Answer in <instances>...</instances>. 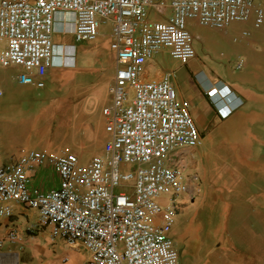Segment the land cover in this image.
Listing matches in <instances>:
<instances>
[{
  "label": "built area",
  "instance_id": "built-area-1",
  "mask_svg": "<svg viewBox=\"0 0 264 264\" xmlns=\"http://www.w3.org/2000/svg\"><path fill=\"white\" fill-rule=\"evenodd\" d=\"M59 13L72 15L65 28L76 42L96 40L101 27L111 24L116 66L112 101L103 109L110 138L103 153L86 163L67 148L47 152L19 146L6 160L0 154V215H11L14 203L37 209L52 241L80 242L90 252L82 264H179L172 235L176 202L183 194L194 195L196 183L192 190L184 171L167 159L177 148L197 147L203 140L189 103L178 98L174 72L159 80L141 74L164 49L182 64L197 57L190 20L218 29L248 20L264 27V0H0V68L19 67L20 83L45 87V76L56 66ZM219 93L229 95L226 87L208 91ZM232 110L221 113L228 117ZM41 166L59 174L57 187L31 188L30 174ZM123 181L131 184L120 189ZM8 239L16 242V230Z\"/></svg>",
  "mask_w": 264,
  "mask_h": 264
},
{
  "label": "rangeland",
  "instance_id": "rangeland-1",
  "mask_svg": "<svg viewBox=\"0 0 264 264\" xmlns=\"http://www.w3.org/2000/svg\"><path fill=\"white\" fill-rule=\"evenodd\" d=\"M188 27L193 34V44L199 61L207 65L213 61L224 69H231L241 59L244 61L246 54L256 53V49L248 46L250 41L264 44V27H255L253 20L234 21L226 29L202 26L196 20H190ZM110 30V24H104L96 40L75 43L77 51H74L73 59L69 58L70 64L64 63L50 78L46 77L44 88L32 89L30 85L16 83L21 99L15 104L16 108H7L0 115L2 149L15 150L22 146L26 149L53 152L67 148L78 154L84 163L103 150L109 133L102 110L110 104L115 74V51L110 46ZM244 32L247 34L244 35ZM55 38L54 41H57L58 38ZM59 40H62L61 37ZM156 56L162 62L166 60L168 65L172 64V57L168 52L161 51ZM10 71L18 74L20 69L12 68ZM84 110H88L90 114L94 110L92 121L95 135L86 154L75 149L71 140L77 131L76 120L82 118L84 122ZM60 130L62 134L59 135ZM206 144L201 146V154L208 151L205 149L207 146L210 149L214 146L210 141ZM206 154L197 179V186L203 193L198 198L195 197L197 200L189 208L184 207L179 219L176 216L172 231L181 251L179 264H231L234 260H259L264 264V221L261 220L260 223L261 233L245 235L242 232L246 208L240 209L238 205L237 214L233 219L230 218L224 167L217 174V165L228 164L227 158L216 156L211 150ZM122 169L128 170L130 167L124 165ZM130 184L131 181H123L121 187ZM257 237L260 244L255 242ZM41 240L40 245L48 246L53 258L60 260L63 255H70L66 264L78 262L83 257V254L74 250L67 251L65 243L60 239L50 244L46 233ZM255 244L259 250L253 248ZM18 250V253L32 258L38 245L23 244ZM41 257L45 259L42 254Z\"/></svg>",
  "mask_w": 264,
  "mask_h": 264
},
{
  "label": "crops",
  "instance_id": "crops-1",
  "mask_svg": "<svg viewBox=\"0 0 264 264\" xmlns=\"http://www.w3.org/2000/svg\"><path fill=\"white\" fill-rule=\"evenodd\" d=\"M56 19L54 38L58 36L56 37L58 40L54 43L57 45V54L61 52V45L63 48L68 47L66 52L71 50L76 52L77 45L75 43L78 42L75 41L73 33L65 28V23L72 21V15L59 13ZM109 35L111 38V30ZM60 37L61 41L59 40ZM71 44L76 46H69ZM247 44L256 49V53L244 56L245 60L241 69L236 68V63L231 69H224L219 63L213 61L208 65L201 63L198 54L188 64H182L178 59L171 56V65H168L166 60L162 62L155 55L147 61L141 74L144 80H159L166 72H174L173 83L177 89L178 98L182 102L189 103L191 114L202 136L201 145L177 148L169 154L167 159L171 167L184 171L192 183V190H194L193 185L196 183L194 195L183 194L176 202L177 218L179 219L183 214L184 207L189 208L198 196L202 195L203 190L198 188L197 179L201 173L199 171L202 170L203 158L211 150L214 155L226 156L227 158L228 164L225 166L217 165V174L224 167L223 175L226 180V200L229 203L230 218L233 219V216L237 214L238 205H240V209L241 207L246 208L241 229L245 235L261 233L259 231L260 223L261 220L264 221V44L262 45L257 41H250ZM1 47L4 45L1 44ZM162 51L170 54L168 49ZM114 56V63H116V54ZM66 62L70 64V59L67 58ZM12 68H18L21 71L19 67L0 68V85L4 89V94L0 97V115L7 108H16L15 104L21 99V93L15 86L16 83L20 82L15 78L16 74L11 73L10 69ZM57 68L60 66L52 67L45 76V80L46 77L50 78V75L55 73ZM30 86L32 89H40L34 85ZM214 87H226L229 95L226 97L220 94L210 96L208 91ZM110 97L111 104L112 92ZM220 107L221 109H219ZM228 108L233 109L231 114L228 117H223L222 113ZM93 111L90 114L88 110H84V122H82V118L76 120L77 131L74 138L71 139L74 148L81 152L84 151L85 154L88 153L86 150L90 147L95 135L94 122L92 121ZM59 132V135L62 134L61 130ZM205 141L206 143L207 141L212 142L214 146L211 149L207 146L205 149L208 151L201 154V146L206 144ZM16 150L17 148L15 150L2 149L0 144V154H2L3 160H6L9 155L17 154ZM103 150L99 153H103ZM88 157L89 154L86 155L87 159ZM128 166L132 168V166ZM30 175L32 177V189L48 190L59 185V174L50 166L38 167ZM227 179L229 180L227 181ZM121 189H125V187H121ZM192 196L194 197L192 198ZM195 197L197 198L195 199ZM169 199L168 196H165L161 201L166 205L169 203ZM161 220L162 216L160 215L158 221ZM13 230H16L17 238H19L16 242H10L8 239V234ZM47 231L49 232L48 228L39 223L37 209L21 204H12L11 215H0V264H66L70 260V255L65 254L60 260H57L58 258H53L50 255L48 246L40 245L44 233H46L50 244L56 242V240L52 241L50 237L48 238ZM59 239L65 243L67 251L74 250L76 253L83 254V257L73 264H82L91 258L90 252L80 242L70 245L63 238ZM255 242L260 244L258 237ZM23 244L38 245V250L32 254V258L18 253V248L22 247ZM257 246L255 244L253 248L259 250ZM39 248L40 252L38 253ZM41 254L45 259L41 257ZM66 257L68 260H65ZM231 264H261V261L234 260Z\"/></svg>",
  "mask_w": 264,
  "mask_h": 264
},
{
  "label": "bare ground",
  "instance_id": "bare-ground-1",
  "mask_svg": "<svg viewBox=\"0 0 264 264\" xmlns=\"http://www.w3.org/2000/svg\"><path fill=\"white\" fill-rule=\"evenodd\" d=\"M56 47H57V45H56ZM56 47H55V51L57 52ZM67 48L68 47H65L63 50L60 49L61 52L63 51V55H61V54L56 55V58H55L56 65H62L64 63L67 64V62H66L67 58H70V57L74 56L73 55L74 52L72 50L70 52H66L68 50Z\"/></svg>",
  "mask_w": 264,
  "mask_h": 264
},
{
  "label": "clouds",
  "instance_id": "clouds-1",
  "mask_svg": "<svg viewBox=\"0 0 264 264\" xmlns=\"http://www.w3.org/2000/svg\"><path fill=\"white\" fill-rule=\"evenodd\" d=\"M220 88V87H219ZM219 90V89H218ZM220 95H221V93H219ZM220 104V103H219ZM219 109H221V107L219 108ZM228 109H230V108H228ZM232 109V108H231Z\"/></svg>",
  "mask_w": 264,
  "mask_h": 264
},
{
  "label": "flooded vegetation",
  "instance_id": "flooded-vegetation-1",
  "mask_svg": "<svg viewBox=\"0 0 264 264\" xmlns=\"http://www.w3.org/2000/svg\"><path fill=\"white\" fill-rule=\"evenodd\" d=\"M193 197H194V196H192V198H193ZM192 198H191V199H192Z\"/></svg>",
  "mask_w": 264,
  "mask_h": 264
},
{
  "label": "water",
  "instance_id": "water-1",
  "mask_svg": "<svg viewBox=\"0 0 264 264\" xmlns=\"http://www.w3.org/2000/svg\"><path fill=\"white\" fill-rule=\"evenodd\" d=\"M181 252V251H180Z\"/></svg>",
  "mask_w": 264,
  "mask_h": 264
}]
</instances>
